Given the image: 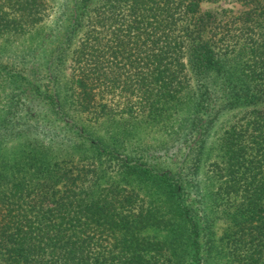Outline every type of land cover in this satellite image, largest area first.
<instances>
[{"label":"trees","instance_id":"obj_1","mask_svg":"<svg viewBox=\"0 0 264 264\" xmlns=\"http://www.w3.org/2000/svg\"><path fill=\"white\" fill-rule=\"evenodd\" d=\"M206 1L0 0L2 48L67 22L44 70L0 60V264H264V0Z\"/></svg>","mask_w":264,"mask_h":264},{"label":"rangeland","instance_id":"obj_2","mask_svg":"<svg viewBox=\"0 0 264 264\" xmlns=\"http://www.w3.org/2000/svg\"><path fill=\"white\" fill-rule=\"evenodd\" d=\"M202 8L204 9H212L216 12H221L223 10H231V11H237L240 7L239 5L234 2L233 0H218V1H206L202 2L201 4ZM60 9L55 8H49L48 15L46 16L45 20L42 22L41 26L37 28L33 33L27 35L26 37H22V44H18V42L6 46V48H2L4 45L0 41V60L3 61L8 60L9 57H12L13 54L16 53H27L26 55V61L25 63L30 66H35L37 69L44 70V64L46 55L50 56L49 53H53L56 47L62 43V34L64 29L66 28V15L59 17ZM77 37L74 38L72 41L71 47L73 48L75 46ZM51 53V54H52ZM14 56V55H13ZM52 58V56H50ZM53 59V58H52ZM69 51L67 52L64 64L62 66V76H61V83L64 84L68 81L69 77ZM54 61V59H53ZM224 115L223 117H225ZM220 121L221 117L218 121H215V123L212 124V127L210 131L208 132V141L213 142L219 133L220 129ZM88 129H90L92 132L101 135L103 138L111 139L113 137L117 136V132L120 131V119H117V117H108L104 119H99L98 121H89L88 122ZM61 127V125H59ZM62 127L65 128V125H62ZM136 130V140H143L146 143H153L155 144L156 138L157 139H164V135L155 129V125H144L135 128ZM155 140V141H154ZM13 143V141L10 142V144ZM171 153V151L167 152ZM166 153V154H167ZM156 154L159 156L157 159H155V162H157L162 167H168L171 169L175 168V165L180 162V158L182 157L181 154H164L163 149L157 150ZM204 169V168H203ZM226 225L221 220H216V222L213 225V238L214 240H218L219 236L223 233Z\"/></svg>","mask_w":264,"mask_h":264}]
</instances>
